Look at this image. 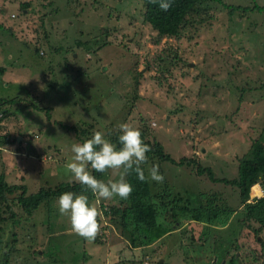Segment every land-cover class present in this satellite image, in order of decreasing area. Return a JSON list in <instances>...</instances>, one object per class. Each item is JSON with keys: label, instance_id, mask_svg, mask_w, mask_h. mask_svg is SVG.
Wrapping results in <instances>:
<instances>
[{"label": "rangeland", "instance_id": "1", "mask_svg": "<svg viewBox=\"0 0 264 264\" xmlns=\"http://www.w3.org/2000/svg\"><path fill=\"white\" fill-rule=\"evenodd\" d=\"M219 1L264 7V0ZM202 5L201 24L160 37L144 22V0H0V111L6 113L0 138L8 139L0 146V176L6 184L31 196L75 182L66 165L78 130L68 128L81 124L107 139L128 123L175 162L145 166L152 194L170 195L156 203L154 229L104 218L107 248L73 234L56 200L28 213L14 207L1 237L5 264H230L232 257L233 264H264V227L246 219L237 188L197 174L209 169L215 179H235L239 160L264 138V13L229 17L217 2ZM181 160L192 164L180 166ZM152 166L163 183L150 179ZM111 179L118 176L103 178ZM262 197L256 184L248 203ZM203 201L215 206V223L177 217L175 208L201 209ZM211 240L221 242L223 257ZM187 244L195 247H182Z\"/></svg>", "mask_w": 264, "mask_h": 264}, {"label": "trees", "instance_id": "2", "mask_svg": "<svg viewBox=\"0 0 264 264\" xmlns=\"http://www.w3.org/2000/svg\"><path fill=\"white\" fill-rule=\"evenodd\" d=\"M209 1L221 4L223 6L222 8L228 11L227 14L229 17H231L232 14L236 11H256L258 13H264V7L254 6L251 9H245L239 6L225 5L219 0ZM206 2L207 0H172L171 8L167 12H164L160 10L158 4H152L149 3V0H144V3H146V9L144 11L143 19L144 22H146L152 28V30L157 33L158 36L177 37L180 30L184 28V26L191 27L195 24L199 25L202 23L203 15L207 13V11L205 10V6L203 7L202 3ZM29 4L30 3H24L23 6L28 7ZM197 16H200L198 18V21L195 19V17ZM78 44L79 43H76L77 46ZM1 72L2 71L0 69V74ZM9 103H11V101L5 104ZM0 115L1 118H5V111H0ZM82 125L88 126L87 124H81L80 126ZM80 126H71L68 128L71 131L78 130L77 133L75 132L78 144H82L86 140L90 139L94 134V132H92L93 127L88 126L87 128H83ZM140 132L142 140L151 149V151L147 153V163L152 162L156 159L160 162H170L172 164H175L174 160L163 152V147L159 143H150L146 140L145 132ZM118 136L119 135L109 136L107 139L112 143L117 144V147H119ZM7 143L8 139L2 136V138H0V146H5V144ZM147 163L142 166L146 177L145 181H140L135 174L127 177L128 182L132 185L133 188V191L128 199H119L118 201H116V197L114 199L108 200V204L101 203L99 205L98 209L102 212L105 218L110 217L111 219H120L122 221V224L124 225V228H126V220H131V223L136 227V230H152L157 226L156 222L158 216L156 212V203L158 204L159 200H167L170 195L165 193V195L163 194V196L160 198V195L154 196L152 194V184H149L148 176L145 170V166L147 165ZM177 164L183 166L192 163L189 160H181ZM88 171L97 179L101 180H103L105 176H107L108 179L109 174L111 173V171L105 174L97 173L91 168L90 165L88 167ZM197 174L199 176L206 174L212 182H222L224 184L231 185L232 187L237 188L241 203L243 204L244 211L246 212V219H252L262 227H264V197L254 201L253 203H248L249 191L251 187L255 186L256 184H260L263 187L264 193V138L253 142L246 155L239 160L238 174L235 179H232L230 181L215 179L212 171L209 169L197 168ZM68 191L74 192L76 194L83 193L88 195L89 202L96 201L91 196V193H85L81 185L77 182L64 185L61 184L53 189H41L38 191V193L27 196L26 190L23 186H10L6 184L0 176V247L2 245L1 237L4 232V224L7 220L12 219L11 208L17 207L27 213L35 211L41 205L51 200H57L59 195ZM169 202L173 201L169 200ZM114 203L119 204L113 205ZM160 204L164 205L162 201L160 202ZM207 204L208 201H203V206L201 207V209H190L189 205L177 207L175 208V210H177L179 213L177 217L181 215L180 221L181 219H186L187 217L194 222L206 220L207 223H211L214 220L216 221V219L219 218V215L216 212L215 206L213 205V207L211 208L207 207ZM164 207L166 210H169V205L165 204ZM175 218L176 217H174L173 219ZM175 220L179 221L178 218ZM98 221L100 225H102L101 216L98 218ZM106 230H109V227H106ZM134 240L132 241L133 243H135ZM93 242L100 246L105 245L106 243V241L103 239V236L100 235H97L96 239ZM211 242L214 248L213 252L214 254H217V258L219 257V255L223 257L224 254H222L218 250L221 242H217V240H211ZM184 246L195 247L194 244H187L183 245L182 247ZM196 247L200 248L199 246ZM0 257H3L1 260V264H5L8 259V254H0ZM233 261L234 257L230 259L229 263L233 264Z\"/></svg>", "mask_w": 264, "mask_h": 264}, {"label": "clouds", "instance_id": "3", "mask_svg": "<svg viewBox=\"0 0 264 264\" xmlns=\"http://www.w3.org/2000/svg\"><path fill=\"white\" fill-rule=\"evenodd\" d=\"M149 3L158 4L164 12L172 6V0H149ZM119 131V147L106 139L103 132L96 131L90 139L71 148L74 155L66 169L84 192H90L97 202L116 197L126 200L133 191L127 177L135 174L142 182L146 179L142 166L148 161L150 147L142 140L141 132L128 123L121 124ZM89 165L97 173L111 171L118 179L107 182L97 179L88 171ZM149 177L157 183L164 180L158 166L151 167ZM56 206L59 214L68 218L70 231L86 241H94L97 235L107 233V226L103 223L105 217L96 206L90 204L88 195L64 192L56 200ZM100 216L102 225L98 221Z\"/></svg>", "mask_w": 264, "mask_h": 264}, {"label": "crops", "instance_id": "4", "mask_svg": "<svg viewBox=\"0 0 264 264\" xmlns=\"http://www.w3.org/2000/svg\"><path fill=\"white\" fill-rule=\"evenodd\" d=\"M101 231H103V230H101ZM99 235H100V236H103V235H105V234H99ZM99 246H100V245H99ZM102 246H103V247L106 246V247L108 248V244H107V245L105 244V245H102ZM102 246H101V247H102ZM106 251H107V249H106L105 252H104V256H107V257L110 259V256H111V255L108 256L107 253H106ZM114 256H115V254H114ZM213 260H216V261H217V258L215 259V256H214V259H213ZM223 261H224V260H223ZM224 262H225V261H224Z\"/></svg>", "mask_w": 264, "mask_h": 264}, {"label": "built area", "instance_id": "5", "mask_svg": "<svg viewBox=\"0 0 264 264\" xmlns=\"http://www.w3.org/2000/svg\"><path fill=\"white\" fill-rule=\"evenodd\" d=\"M145 260H148V258H146ZM143 264H147V263L144 262Z\"/></svg>", "mask_w": 264, "mask_h": 264}]
</instances>
